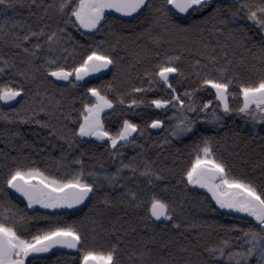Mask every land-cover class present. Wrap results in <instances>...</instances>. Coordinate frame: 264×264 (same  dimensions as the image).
Masks as SVG:
<instances>
[{
  "label": "snow or ice",
  "instance_id": "1",
  "mask_svg": "<svg viewBox=\"0 0 264 264\" xmlns=\"http://www.w3.org/2000/svg\"><path fill=\"white\" fill-rule=\"evenodd\" d=\"M22 8L27 9V16L17 19L21 15L17 9ZM9 11L15 15H8ZM114 13L133 19L143 16L147 21L136 34L137 41H146L137 43L133 63L128 65L116 53L119 38L115 43L102 39L85 45L75 41L69 31L75 29L89 38L116 36L113 24L119 20ZM250 32L259 37L256 51L247 47ZM0 40L9 50L24 54L19 61V53L0 55V76L9 77L0 83V101L19 105L7 111L0 108V121L34 122L48 128L49 135L62 140L68 150L77 148L81 138L95 137L104 142V151L115 165V170L109 171L98 157L99 167L93 164L86 172L85 153L69 158L63 148L55 165L44 169L30 157L9 160L5 155L0 161V193L4 194L0 202V264H37L46 259L41 254L55 248L75 250L72 264H264V156L252 165V172L260 170L259 176L249 174L243 166L235 171L237 166L217 150L220 139L198 136L190 159L181 167L178 183L210 194V199L202 198L205 211L227 210L225 214L233 217L231 223H198L183 222L178 218L183 210L178 213L176 206L155 192L148 200L142 199L140 178L155 188L156 181L164 179L162 170L146 157L143 144L139 145L142 151L130 158L122 151L137 146L138 138L150 136L149 129L167 133L164 145L197 136L198 119L223 127L224 118L234 115L253 126H264V0H0ZM66 41L72 42L71 50ZM241 49L248 55H238ZM77 56L79 62L69 70L68 59ZM145 61L148 66L133 75V69ZM102 69L113 71V81L123 74L125 90L111 81L87 87L77 108L76 97L65 107L45 87L46 83L55 87L52 77L79 87L77 82ZM73 76L75 79H70ZM150 92L152 98H148ZM200 92L212 98L205 100ZM125 96L132 97L125 117L128 113L139 116L133 109L142 105L171 114L164 118L157 115L143 124L122 118L113 132L105 127L106 117L117 114ZM41 113L47 119L37 118ZM241 160L248 164L247 157ZM53 166L59 175L48 171ZM9 189L18 193L29 209L36 205L71 209L90 201L96 216L90 221L85 216L86 223H53L33 234L28 221L34 217L13 202ZM120 208L126 216L128 209L143 208L145 215L137 219L168 222L161 230L163 235L158 238L155 224L145 223L140 231L131 217H108L109 211ZM119 221L123 222L118 225ZM205 227L213 232L199 231ZM130 234L135 238L126 240ZM213 234L216 239L210 243L208 237Z\"/></svg>",
  "mask_w": 264,
  "mask_h": 264
},
{
  "label": "trees",
  "instance_id": "2",
  "mask_svg": "<svg viewBox=\"0 0 264 264\" xmlns=\"http://www.w3.org/2000/svg\"><path fill=\"white\" fill-rule=\"evenodd\" d=\"M17 11L21 15H17V19H21L27 16V9H17ZM8 15L12 16L15 13L9 11ZM115 15V14H114ZM116 16V15H115ZM119 20L118 23L113 24V30L116 32V36H107L97 34L94 38H89L88 36H81L79 33L75 31V29L69 28V31L72 33L75 41H79L80 44H93L94 41L98 42L102 39H107L110 43H115L116 39H120V45L116 49V53L123 57L122 63L124 65H128L133 63V52L137 50V43H144L145 39H141L137 41V33L143 31L144 27H146L147 21L143 16L139 19H123L116 16ZM31 22V18H29ZM241 24L243 21L240 22ZM55 25H53L54 27ZM235 27V26H234ZM239 33H237V38H239ZM252 38L247 41V47L251 48L252 51H256V45L259 41L258 36H254L251 32L248 33ZM66 46L71 50L72 42L66 41ZM13 53H19L16 56L17 61L23 57V53L18 49L12 48L9 50V47L0 40V55L7 54L11 56ZM248 53H243V50H238V55ZM79 62V56L73 60L69 58L67 61V67L70 70L75 67ZM61 63H64L61 61ZM148 66L147 61L144 62L143 65H137L136 68L133 69V75H135L136 71H142L143 67ZM8 76H0V83H3L5 80H8ZM125 77L123 74H119L117 80L113 81V71L110 74L86 79L78 82L79 87H72L69 85H60L54 81L52 77L51 80L55 87L52 85L45 84V87L48 88L51 95L55 96L57 99H61L62 102L67 107V104L72 100V97H76L75 107L79 108L80 105V97L83 96L87 87L90 86H99L105 82H113L120 87L122 91L125 90L126 85L122 83ZM137 83H139L137 81ZM191 82H187L190 84ZM185 84V86H187ZM32 91H35V86H30ZM180 91L183 90L179 85L177 86ZM43 92V89H41ZM90 95V94H89ZM153 93L148 94V98L153 97ZM199 96L203 97L205 100L211 99L212 96L207 92H200ZM110 98L115 99L114 96L110 95ZM131 96H125V104L118 105L117 101V114L110 115L106 117L105 127L113 132L118 130L119 124L118 121H122V118H131L134 122L143 124L145 120H149V118H156L157 115L164 118L169 113L165 114L160 110L155 108H149L146 105H142L139 108H134L133 111L136 113H140L139 116H133L131 113L127 114L125 117V112L127 110L128 102L131 99ZM235 104V102H233ZM14 107H19V105H15ZM0 108L4 111H7L8 108L4 107L2 101H0ZM106 113H112V110L108 109L105 111ZM75 115V113H73ZM39 119H47L44 117L43 113L37 117ZM243 120L239 116L228 115L225 120L223 127L213 126L211 124H206L202 120H197V128L199 132L197 136L189 135L186 138H181L180 140L173 139L171 144L164 145L162 143L163 137L167 135L166 132L156 131L149 129V135H145L143 138L137 139V146H129L124 151L126 157H132L137 155V153L141 152L142 149L139 145H145L147 149L146 157L155 160V167L157 170H162V175L164 179L156 181L157 187L152 188L148 186L143 177L140 178L139 189L141 194V198L144 200H148L152 192H155L158 196L163 199L171 202L177 208V212H181L182 214L178 217L183 222H203V221H217L219 223H231L233 220L232 216L226 215L225 211L220 210L218 213H212L204 210V200L202 198L208 197L210 199V195L204 189L195 188L191 185L185 189L183 184L178 183L180 179V170L181 167L187 163L190 159V153L192 151V146L198 136L200 134L212 135L217 139H220V145L218 146V152L225 157L229 161L230 164H235L237 167L235 171H238L241 166H243L249 174L259 176L260 170L256 169L255 172H252V165L260 160L264 153L261 152V146L264 145V126L260 125L259 129L255 132L250 127H246L243 124ZM150 122V120H149ZM76 125L69 124V127H75ZM19 132L20 135H14V133ZM135 136H138L135 133ZM223 138V139H221ZM106 145L103 143H97L95 141L81 138L80 143L77 148L73 150H68L67 145L55 136L49 135V129L41 127L40 125L30 122V123H6L4 121H0V161H3L5 155L10 158L13 156H19L21 159L24 157H30L31 160L36 162V166L45 168L46 165H55V163L59 160L61 155V149L63 148L65 151L69 152V158L72 156H79L80 152L83 151L85 153L83 159L85 160V169L86 172L91 170V166L93 164L96 167H99L97 164V158H100V162H102L106 169L109 171L115 169V165L108 158L107 153L104 151ZM227 148V151H225ZM179 149V152H177ZM104 155L100 157V154ZM241 157L248 158V164L243 165ZM127 162V159L125 160ZM78 167L73 165V168ZM48 171L56 173L55 167H49ZM59 175V173H56ZM127 174V173H126ZM130 187H135V184H130ZM167 188V191L164 189ZM13 202L18 205V207L23 210V212L29 216L34 217L28 221V230L29 232L35 234L38 229H46L49 225L53 223L60 224H71L74 221L77 223H86L85 216L88 217L90 221L93 217L96 216L95 210H92V204L89 202L84 208L80 211H72V210H62V211H47L40 208L29 209L26 207V202L18 199L13 196L8 190ZM4 200V194L0 193V202ZM214 204V202H212ZM2 211V209H0ZM127 212L129 215H124L125 209H113L107 213L108 217L112 220H116L118 216L123 217V220H131L137 226L138 230L144 231L143 225L145 223L155 224L156 232L158 234V238L163 234L161 232L162 229H165V225L168 222L163 223H155L154 221L148 220H139L137 216H144L145 211L143 208L135 210L128 209ZM123 221H119L122 223ZM107 225V222H106ZM91 227V225H89ZM127 227V225H125ZM199 231L209 233L213 232L211 228H201ZM97 232H99V228H97ZM195 231L193 232V235ZM135 238V234H130L126 237V240H133ZM216 239V234H213L208 237V242H214ZM100 242H103L102 240ZM46 259L38 261L37 264H72V261L76 258V251L73 253H64L63 251H57L50 254L42 255Z\"/></svg>",
  "mask_w": 264,
  "mask_h": 264
},
{
  "label": "water",
  "instance_id": "3",
  "mask_svg": "<svg viewBox=\"0 0 264 264\" xmlns=\"http://www.w3.org/2000/svg\"><path fill=\"white\" fill-rule=\"evenodd\" d=\"M114 14H115L116 16L120 17V14H116V13H114ZM120 18H123V19H131L130 17H120ZM110 67H111V66H110ZM111 71H112V70H109V69H102L100 72L91 73V74H89L88 76H85L84 79H91V78L103 77V76H106V75L110 74ZM70 79H72V77H70ZM54 81H55L57 84H60V85H69L68 81L56 80V78H54ZM19 99H20V98L18 97L17 100H19ZM2 103H3L4 107H7V108H9V107H14L15 105H17V103H16L15 101H10V102H7V103H5V102L2 101ZM156 131H159V130H156ZM98 142H100V143H104L103 141H98ZM9 190H10V189H9ZM10 192H11V194H12L13 196H15V197H17L18 199H20V200L26 202L25 200H23L22 197L19 196L18 193H14V190H10ZM89 202H90V201H85L83 204H81V205H77V206H75L74 208H72V210H73V211H78V210H80L81 208H83V207H85L86 205H88ZM26 203H27V202H26ZM153 221H154L155 223H158V224L165 222V221H155V220H153ZM57 250H61V251H64V252H66V253H73V252L75 251V250L61 249V248H55V249H53V250H51V251H57Z\"/></svg>",
  "mask_w": 264,
  "mask_h": 264
},
{
  "label": "rangeland",
  "instance_id": "4",
  "mask_svg": "<svg viewBox=\"0 0 264 264\" xmlns=\"http://www.w3.org/2000/svg\"><path fill=\"white\" fill-rule=\"evenodd\" d=\"M54 78V77H53ZM73 79L72 80H74L75 79V77L73 76L72 77ZM80 82V81H79ZM78 83V82H77ZM108 109H106L105 111H107ZM171 113H169V115H170ZM227 117V116H226ZM225 117V118H226ZM225 118H224V120H225ZM243 124H244V126H246V127H250L253 131H257L258 129H259V127H260V125L259 124H257V125H255V126H253L252 125V123L249 121V122H246L245 120H243ZM133 136H135V133L133 134ZM84 138H86V139H94V137H84ZM115 170V169H114ZM114 170H112V171H114ZM111 171V170H110ZM192 187H195V188H198V187H196V186H192ZM210 195V194H209ZM35 208H40V206L39 205H36V206H34ZM40 209H43V208H40ZM44 210H47V211H62V210H68V208H60V209H44ZM223 211H225V212H227V210H223Z\"/></svg>",
  "mask_w": 264,
  "mask_h": 264
},
{
  "label": "flooded vegetation",
  "instance_id": "5",
  "mask_svg": "<svg viewBox=\"0 0 264 264\" xmlns=\"http://www.w3.org/2000/svg\"><path fill=\"white\" fill-rule=\"evenodd\" d=\"M73 79V78H72ZM83 80H86V79H83ZM89 140H92V141H95V142H97V143H100V142H98L96 139H95V137H94V139H89ZM104 144V143H103ZM84 208V207H83ZM82 209V208H81ZM80 209V210H81ZM68 210H72V208L71 209H68ZM80 210H78V211H80ZM73 211V210H72ZM57 251H61V250H57ZM57 251H50L49 253H45V254H41V255H46V254H50V253H53V252H57ZM64 252V251H63ZM64 253H66V252H64ZM70 254V253H69Z\"/></svg>",
  "mask_w": 264,
  "mask_h": 264
}]
</instances>
